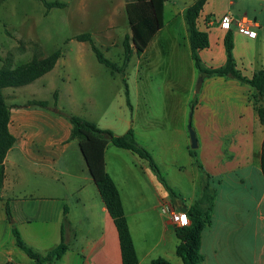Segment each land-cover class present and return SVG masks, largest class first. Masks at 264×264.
<instances>
[{"label": "crops", "instance_id": "crops-1", "mask_svg": "<svg viewBox=\"0 0 264 264\" xmlns=\"http://www.w3.org/2000/svg\"><path fill=\"white\" fill-rule=\"evenodd\" d=\"M195 1L176 10L173 7L169 12L173 17L182 16ZM168 3L169 0L165 6L164 27L139 57L157 44L164 55L172 53L171 57L180 60L181 40L174 29H169L163 40L160 37L175 23L172 18H166ZM227 15L248 17L253 22L251 30L257 32L256 37L242 33L234 23L223 25L221 21ZM185 22L183 20L182 24L184 43L192 60V74L183 94H179L177 83L164 89L166 98H178L176 108L169 114L165 111L163 115L154 116L145 105V112L138 120L133 108L131 113L122 108L114 115V122L102 124L104 122L79 112L77 109L85 101L75 95L71 85L62 88L65 77L60 66L68 65L62 55L49 73L24 87L4 90L7 104L11 106L9 130L16 141L4 162L0 264H36L16 244L14 227L25 243L42 254L65 242L68 250L52 264H123L115 221L90 174L79 142L72 139L73 127L66 114L88 119L117 136L132 129L137 141L152 153L160 169L166 182L162 187L156 182L159 178L148 162L130 150L112 144L107 147L106 171L120 191L139 264H151L158 258L183 264L176 253L180 240L171 212H185L184 206L192 205L199 198L205 173L212 177L217 196L212 224L202 235L201 251L206 258L202 264H212L214 260L222 262L220 255L232 245V238L250 225L257 246L254 264H264V123L257 110L264 106V96H256L250 84L236 78L209 76L199 71L192 57ZM198 26L209 38V46L199 52L204 70L226 64L225 38L229 32L233 34V57L242 74L250 79L257 70L264 69V0H206ZM80 43L86 46L87 42ZM36 52L47 57L41 48L34 51L31 46L21 47L0 38V58L11 56L15 66L30 61ZM76 59L83 61V55ZM199 77H203V81L198 90ZM66 78L70 81L73 76L66 75ZM86 79L95 85L94 75L87 73ZM126 87L129 97L127 84ZM35 100L48 102V108L32 106ZM127 102L131 105L129 100ZM162 106L164 111V102ZM190 122L198 138L196 149L191 148ZM168 135H179L181 141H171ZM192 150L197 158L192 156ZM184 167H190L193 174L187 193L178 189L177 182ZM248 180L259 184L262 191L254 198L252 215L246 219L238 215L246 200L239 192L245 190ZM159 199L165 204L160 205ZM223 199L225 205L220 204ZM8 203L11 221L6 213ZM234 209L237 210L235 215L230 213ZM222 233L225 234L220 238Z\"/></svg>", "mask_w": 264, "mask_h": 264}, {"label": "rangeland", "instance_id": "rangeland-1", "mask_svg": "<svg viewBox=\"0 0 264 264\" xmlns=\"http://www.w3.org/2000/svg\"><path fill=\"white\" fill-rule=\"evenodd\" d=\"M47 1H60L66 6L48 10L41 0H2L0 38L8 39L14 45L21 47L31 46L34 51L41 48L47 56L60 50L68 64L66 67L60 66V72L65 77V83L61 82L62 88L71 85L75 95L85 101L77 109L79 112L104 122L102 124H108L114 122V115L119 114L122 108L129 113L133 108L138 120L145 112V105L151 109L154 116L163 115L165 111L169 114L173 108H176L178 98H166L164 95L166 93L163 91L166 86L177 83L180 86L179 94L184 93L192 74V66H190L192 60L184 43L182 24L183 20L186 21L185 14L173 17L169 10L173 7L175 10L182 8L193 0H169L166 18L168 20L172 18L175 23L160 34L163 40L169 29H174L181 40L180 60L174 56L171 57L172 53L164 55L155 44L143 57L134 54L128 67L123 72L115 74L98 61L89 43L85 46L78 42L76 37L83 33H91L95 44L104 56L122 67L125 58L124 39L126 35L131 34L126 0ZM79 55H83V61H77L76 58ZM79 64L84 66L79 67ZM87 73L94 75V86L92 81L86 79ZM66 75H71L73 78L68 81ZM126 84L129 88V97ZM128 100L131 105H128ZM163 102L165 103L164 111ZM168 138L172 141L180 139V136L168 135ZM181 163L186 166L183 159ZM185 168L186 171H184ZM191 171L190 167H184L183 172L178 176L180 178L177 181L178 189L185 193L189 192L191 187L193 176ZM156 182L162 187L160 179H156ZM245 185V190L239 192V196H244L246 199L244 209L238 215L247 219L252 215L254 198L259 196L262 188L251 180H248ZM225 203V199L220 202L222 205ZM231 211L230 213L234 215L237 212L235 209L233 213ZM251 228V225L247 226L237 233L232 238V245L221 253L222 262L214 260L212 264H254L257 246ZM224 234L222 233L220 238H223ZM207 238L206 235V241Z\"/></svg>", "mask_w": 264, "mask_h": 264}, {"label": "trees", "instance_id": "trees-1", "mask_svg": "<svg viewBox=\"0 0 264 264\" xmlns=\"http://www.w3.org/2000/svg\"><path fill=\"white\" fill-rule=\"evenodd\" d=\"M2 0H0L1 3ZM48 10L52 8H64L66 5L60 1L41 0ZM168 0H126V10L131 28V34L124 39L125 58L122 67L107 59L95 44L91 33H83L76 37L80 42L91 45L98 61L111 69L112 73L123 72L128 67L134 54L141 55L148 47L154 36L165 25V6ZM206 0H196L188 6L185 19L188 27L192 57L199 71L205 75L228 76L250 84L256 91V96H264V69L257 70L249 79L238 69L233 57V34L229 32L225 38L227 51L226 64L217 69L204 70L199 57V52L209 46L208 34L199 29L198 23ZM60 50L42 57L39 52L33 58L19 66L14 65L13 58L7 56L0 58L3 65L0 66V198L5 179V158L8 151L15 143V137L10 133L9 123L11 119V106L7 104L4 90L7 88L24 87L54 69L61 57ZM128 95V92H127ZM32 106L48 108L46 101H32ZM261 123H264V106L257 108ZM72 124V139H76L86 160L88 169L93 177L100 195L115 221L119 233L123 264H139V257L134 240L126 218L124 205L120 191L106 171L105 154L107 147L112 144L115 147L132 151L141 159L146 160L157 174L158 178L166 185L160 169L152 154L137 141L132 129L124 135L117 136L108 129L100 128L96 123L78 115L66 114ZM194 158L197 155L191 151ZM198 162V161H197ZM212 177L205 173L202 179V188L199 198L190 206H184L191 223L185 227H176V235L180 240L176 253L182 259L183 264H202L205 256L201 251L202 235L205 229L211 226L217 189L211 184ZM172 194H174L172 192ZM8 219L12 220L10 204L6 205ZM13 234L16 244L36 264H52L60 260L68 250V245L62 242L46 254L36 251L22 239L19 231L14 227ZM151 264H172L164 258L154 259Z\"/></svg>", "mask_w": 264, "mask_h": 264}, {"label": "built area", "instance_id": "built-area-1", "mask_svg": "<svg viewBox=\"0 0 264 264\" xmlns=\"http://www.w3.org/2000/svg\"><path fill=\"white\" fill-rule=\"evenodd\" d=\"M221 23L225 26H229V25H232L234 23L237 25L239 31H241L242 33H244L250 37H256V35H257L256 31L251 30V26H252L253 22L246 16L240 17V18H234L231 15H227V16L223 17ZM158 203L160 205L165 204L162 199H159ZM165 209L166 208H164V210ZM171 216H172V220H173L174 224L176 225V227H185L191 223V220H190L187 212L172 210ZM184 218L187 219V224L184 223ZM10 264H15V263H10Z\"/></svg>", "mask_w": 264, "mask_h": 264}, {"label": "water", "instance_id": "water-1", "mask_svg": "<svg viewBox=\"0 0 264 264\" xmlns=\"http://www.w3.org/2000/svg\"><path fill=\"white\" fill-rule=\"evenodd\" d=\"M202 81H203V77H200L198 85H197V89L198 90L200 89ZM189 132H190V138H191V148L192 149H196L198 147V138H197L195 130L192 127V123L191 122L189 123Z\"/></svg>", "mask_w": 264, "mask_h": 264}, {"label": "clouds", "instance_id": "clouds-1", "mask_svg": "<svg viewBox=\"0 0 264 264\" xmlns=\"http://www.w3.org/2000/svg\"><path fill=\"white\" fill-rule=\"evenodd\" d=\"M184 223L187 224V219L186 218H184Z\"/></svg>", "mask_w": 264, "mask_h": 264}]
</instances>
